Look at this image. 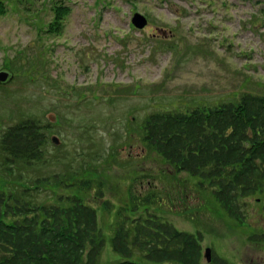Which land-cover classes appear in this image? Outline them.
<instances>
[{"label": "rangeland", "instance_id": "1", "mask_svg": "<svg viewBox=\"0 0 264 264\" xmlns=\"http://www.w3.org/2000/svg\"><path fill=\"white\" fill-rule=\"evenodd\" d=\"M2 4L0 69L13 76L0 83V132L25 115L50 124L48 160L29 168L34 177L96 169L95 183L82 195L96 208L105 234L98 264L124 258L113 251L111 237L122 220L121 207L137 216L130 209L131 194L152 195L156 201L149 212L180 230L202 233V252L210 247L213 257L232 264H264V191L240 200L245 223L239 224L209 188L203 189L206 183L200 186L183 172L173 173L132 129L152 111L210 107L247 92L264 96V0ZM56 5L68 7V13L61 28L52 31ZM134 12L147 18L143 28L132 25ZM3 182L8 179L0 174ZM142 210L139 205L137 211ZM202 264L211 263L202 256Z\"/></svg>", "mask_w": 264, "mask_h": 264}, {"label": "trees", "instance_id": "2", "mask_svg": "<svg viewBox=\"0 0 264 264\" xmlns=\"http://www.w3.org/2000/svg\"><path fill=\"white\" fill-rule=\"evenodd\" d=\"M67 13L68 7L54 6L49 29L58 31ZM49 125L25 115L0 132V174L8 179L0 184V264H98L105 245L96 208L82 195L99 175L95 168L35 177L29 173L48 160ZM132 129L173 173L183 172L200 186L206 183L203 189L209 188L227 216L245 223L240 200L264 191V96L247 92L210 107L152 111ZM60 187L75 191L58 193L55 188ZM153 200L152 195L131 194L130 209L137 216L120 208L122 220L111 246L124 258L112 264H144L132 260L133 255L149 262L202 264V233L180 230L149 212ZM211 264L232 263L215 256Z\"/></svg>", "mask_w": 264, "mask_h": 264}, {"label": "water", "instance_id": "3", "mask_svg": "<svg viewBox=\"0 0 264 264\" xmlns=\"http://www.w3.org/2000/svg\"><path fill=\"white\" fill-rule=\"evenodd\" d=\"M131 21L137 28H142L147 22L146 17L138 12H135L133 14ZM11 78H12V73L9 70L4 69V68L0 69V82L1 83L9 81ZM51 140L55 143L59 141L56 135H52ZM204 256L207 261L211 259V249L209 247L205 248Z\"/></svg>", "mask_w": 264, "mask_h": 264}]
</instances>
